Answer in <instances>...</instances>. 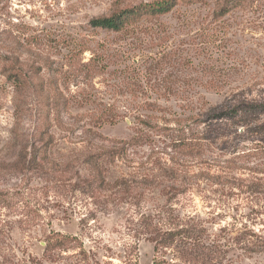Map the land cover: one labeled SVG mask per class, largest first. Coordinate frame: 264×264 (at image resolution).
<instances>
[{"label":"rangeland","instance_id":"374dc122","mask_svg":"<svg viewBox=\"0 0 264 264\" xmlns=\"http://www.w3.org/2000/svg\"><path fill=\"white\" fill-rule=\"evenodd\" d=\"M149 1L0 0V32L7 37L0 50L14 53L19 42L14 54L24 64L39 65L35 54L60 60L53 48L59 43L66 54L71 38L98 54L114 55L102 62L104 72L89 79L86 69L77 79L58 78L67 98L58 119L53 112L41 117L38 100L16 94L0 75V264H152L157 254L143 222L167 204L164 186L186 192L174 199L175 214L192 216L206 228L208 243L217 250L215 264H264V252L243 250L264 241V113L233 122L181 123L191 130L183 137L199 142L183 153L173 150L163 132L133 119L145 115L156 117L150 122L158 127H178L164 118L196 117L233 94L264 99V0H249L250 7L221 18L214 16V0H179L168 15L139 24L142 31L133 36L89 28L92 18L115 6ZM206 34L213 37L205 49L209 53L201 50ZM135 35L142 44L131 40ZM142 53L171 54L177 61L151 64L149 80L156 91L135 88L119 74ZM180 55L186 61H178ZM91 56L84 52L75 64H86ZM183 80L195 86L168 97L167 88L180 87ZM142 95L159 107L135 112L134 98ZM111 116L116 122L106 123ZM206 129L210 137L200 139ZM136 133L146 138L141 146L129 150L127 160L105 162L102 176L109 184L125 179L132 187L126 192L97 186V171L86 156ZM145 162L146 169L136 166ZM163 166L170 167L172 177H162ZM58 235L72 239L61 241ZM162 258L178 263L169 254Z\"/></svg>","mask_w":264,"mask_h":264},{"label":"trees","instance_id":"16d2710c","mask_svg":"<svg viewBox=\"0 0 264 264\" xmlns=\"http://www.w3.org/2000/svg\"><path fill=\"white\" fill-rule=\"evenodd\" d=\"M178 1L179 0H153L127 7L115 6L108 15L92 18L88 23L89 28L92 30H101L115 34L123 33L133 36V33H135L137 35V33L142 31L141 25L139 24H142V22L146 20L149 21L151 19L161 18L168 15L177 7ZM187 1L191 3L192 0ZM249 3V0H214L213 13L216 18L225 17L237 9L243 10L250 7L249 5L251 4ZM136 35L131 40H137V42L142 44L143 41H140V38L136 37ZM212 38V34L205 35L204 42L202 43L203 46H201L203 47L201 48L202 51H205L206 48H210L209 45L212 43ZM6 39L7 37L3 38V33L0 32V48L5 46ZM15 42L16 44L12 49L14 53L15 51H20L18 48V44L20 43L17 41ZM65 47L67 49L66 54H61V45L59 43H56L55 48H53L58 49L57 52H59V55L61 56V59L57 61L50 60V58H46L43 55L41 56L39 54H35L34 58H36V61L40 62L37 66L29 63L24 64L14 53L6 52L4 54L0 50V75L6 81L11 83L16 94L21 96L22 93H30L31 97L38 100V104L40 106L39 113L41 117L47 118L48 115L53 112V117L58 119L60 108L65 106L67 107V98L58 87V78L60 76L65 77L66 74V79L68 80L72 78L77 79L80 77L78 74L86 69L89 70V72L85 74V77L89 79L92 75H94L93 73L95 71L99 73L104 72L105 68L103 66V61H106L108 58L114 56L112 54H98L94 49L89 48L88 44L84 43V41H77V39L73 38L67 41V45ZM28 49H30V47H28ZM28 49L27 51H29ZM84 52H89L92 55L88 63L75 64V58ZM161 55L163 54H156L152 57L142 53L136 63H131V66H125L119 71V74H126V78L133 82L132 85H134L135 88H143L145 91H147V89L156 91L155 84L153 85L149 80V70L152 68L151 64L154 63V66H159L162 58H173V64L177 62L171 54H169V56L164 54L162 58L160 57ZM175 57L178 58V61L180 62L186 61V58H183L181 55ZM100 64L101 66H98L96 70H94V67ZM200 66H204V64H200ZM64 67L66 69H64ZM102 68L103 71H101ZM181 83L180 87L174 89L167 88V91L169 92L168 97H176V94L184 87L195 86V83L191 80H188L187 82L183 80ZM44 89H46L45 96L42 95ZM142 96L143 97L141 98H134L137 100L134 101L137 107L135 112L138 113L140 111H146L143 110L144 107H159L156 104L151 106L150 102L147 101L150 97L149 95ZM168 97L163 100L168 99ZM158 98H161V96L159 95ZM168 100L166 102H168ZM182 100H185V98H182ZM186 100L189 99L187 98ZM20 106L22 109V105ZM160 110L166 112V109L163 107H161ZM262 113H264V99L254 100L248 99L240 94H233L221 105L214 108H208L205 112L197 115L196 117L187 118L185 120H166V118H164L166 122L173 121V123L178 125V127H170L169 125L158 127L150 122L151 120H155L156 117L151 118L145 115H135L133 116V119L137 121L136 124L144 128L163 132V137L170 139L171 143H173V150L177 152L181 151L178 153H183L196 149V146H198L197 143L199 142L196 140L197 138L185 139L183 137V134L187 132L186 129H188V132L190 129L185 128V126L183 124L181 125V123H186L189 127L190 123L194 125L198 123L206 125L208 123L221 122L224 120L233 122L237 120L241 121L243 119H254ZM115 116H111V119L107 120L106 123L114 124L116 122V118L112 119V117ZM200 136V139H203V137H210V130L206 129L201 131ZM142 137H144V135L140 136V133H136L128 140L119 141L109 148H100L96 153H90L86 156L85 162L97 171L95 179L97 186L102 188L119 187L126 192L132 187L131 183L125 179L115 181L112 184L107 183L102 177L104 168L103 164L105 162L111 163L115 160H127L129 150L141 146L140 142L145 138ZM149 143H152V141H149ZM156 154L164 153L158 150L156 151ZM175 159V156L169 155V160L175 162ZM147 160L149 161L150 159L148 158ZM136 166L146 169L144 167L147 166V162L136 163ZM160 169L163 173V178L167 176L172 177L173 172L170 170V167L163 166L160 167ZM144 183L152 185L154 181L145 180L143 184ZM163 188L167 189L165 194L167 196V204L162 208L157 216L147 215L143 222L146 231L145 233L148 235V240L153 243L154 252L157 254V256L153 259L152 264H171L172 262H167L162 258L167 254L172 255L173 259L182 264L218 263L215 259L217 250H214V247L208 243L210 236L206 228H204L200 222L192 216H184L183 218H180V216L175 214L172 203L177 195L185 194L186 192H181L176 190V188H171V186H164ZM0 201H4V196L1 194ZM57 237L61 241H64L65 239L71 241L72 239L69 236L58 235ZM56 239H54V241L58 242ZM257 243L256 248L247 246L244 247L243 250H246L245 252L248 251L253 253L264 252V241ZM167 251H169V253H166Z\"/></svg>","mask_w":264,"mask_h":264}]
</instances>
